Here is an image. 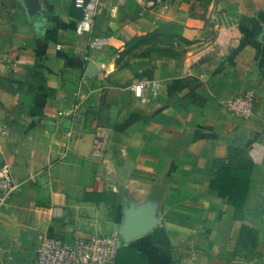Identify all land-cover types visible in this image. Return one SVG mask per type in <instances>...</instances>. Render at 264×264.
I'll return each mask as SVG.
<instances>
[{"label":"crops","instance_id":"obj_1","mask_svg":"<svg viewBox=\"0 0 264 264\" xmlns=\"http://www.w3.org/2000/svg\"><path fill=\"white\" fill-rule=\"evenodd\" d=\"M86 2L92 27L77 34L74 0H0V164L17 183L0 209V264H36L45 233L94 232L118 233L136 264H264V0ZM168 21L173 54L116 65L121 42ZM94 36L107 45L91 49ZM190 76L200 103L177 90ZM247 90L250 116L223 106ZM216 160L247 178L240 217L211 184ZM242 224L253 231L241 237Z\"/></svg>","mask_w":264,"mask_h":264},{"label":"built area","instance_id":"obj_2","mask_svg":"<svg viewBox=\"0 0 264 264\" xmlns=\"http://www.w3.org/2000/svg\"><path fill=\"white\" fill-rule=\"evenodd\" d=\"M157 2L161 0H156ZM74 5L82 10L83 16L76 23L77 34H84L92 27V14L86 0H74ZM108 43L106 36H94L89 41L91 49H102ZM133 91L142 95L143 84H134ZM256 95L253 90L237 93L224 100L223 106L232 114L246 118L253 112ZM77 105L69 110L59 111L61 115L72 116ZM109 132L98 128L93 144L97 153H103L107 147ZM17 183L11 172L10 164H0V209L7 204L16 190ZM123 245V239L118 233L94 232L88 236L74 235L69 240L43 234L36 249V264H112L118 249Z\"/></svg>","mask_w":264,"mask_h":264},{"label":"trees","instance_id":"obj_3","mask_svg":"<svg viewBox=\"0 0 264 264\" xmlns=\"http://www.w3.org/2000/svg\"><path fill=\"white\" fill-rule=\"evenodd\" d=\"M203 3V5H207L211 0H195ZM158 34V29H155L151 32L142 34V36L139 37H152ZM200 84V81L193 76L187 77L185 79H182L177 84V90L181 91L183 88H187L188 92L187 94L192 96L196 102L200 103V96L195 92V88ZM239 150L237 148L231 147L230 148V155L229 159L234 157L235 154H237ZM215 163L217 164L218 168L215 172V177L211 181V184L213 187L217 188L219 190V193L223 196H226L231 203L235 205L236 211L235 214L237 217L241 216V204L240 200L242 197V193L246 187L247 184V178L243 176L234 175L229 170V161L224 160H216ZM222 177L227 178L225 179L227 185L225 183H221ZM253 229H250V227L246 224H242L240 228V236L249 235L250 232H252ZM127 252L128 255L124 256L123 259L120 258L121 252ZM136 250L132 246H128L126 244L120 246L118 249L115 261L112 264H136L138 261H141L144 259L143 256L137 255ZM134 258V259H133Z\"/></svg>","mask_w":264,"mask_h":264},{"label":"rangeland","instance_id":"obj_4","mask_svg":"<svg viewBox=\"0 0 264 264\" xmlns=\"http://www.w3.org/2000/svg\"><path fill=\"white\" fill-rule=\"evenodd\" d=\"M176 23V22H175ZM174 22H163L158 28V34L152 37H139L142 35H135L124 42H121L123 48L117 52L116 65H129L131 67H138L140 56L150 55L151 53L156 54H173L175 36L179 34L177 27ZM180 42H186L180 40ZM182 47V46H181ZM241 176V175H240ZM222 177L221 183H226Z\"/></svg>","mask_w":264,"mask_h":264}]
</instances>
